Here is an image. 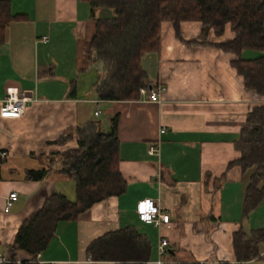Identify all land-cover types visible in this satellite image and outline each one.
<instances>
[{
    "label": "crops",
    "instance_id": "crops-1",
    "mask_svg": "<svg viewBox=\"0 0 264 264\" xmlns=\"http://www.w3.org/2000/svg\"><path fill=\"white\" fill-rule=\"evenodd\" d=\"M8 1L15 18L0 43V105L11 92L27 100L20 117L0 116V150L9 152L0 160V249L8 254L21 224L50 195L76 198L68 176L52 171L31 180L27 172L51 168L58 152L77 147L78 126L101 117L108 132L118 115L119 167L127 181L123 194L95 203L77 220L60 222L35 259L18 250L9 264H264L239 262L233 244L239 229L264 226L263 220L255 223V210L244 217L250 172L231 164L241 155L235 141L247 114L264 104V96L246 86L232 65L237 55L219 45L233 39L231 29L205 34L199 21H183L177 32L165 21L159 49L142 57L154 86L167 87L161 101H150L144 90L139 99L107 101L93 92L98 68L89 49L97 22L90 1ZM96 17L115 13L103 7ZM68 133L74 137L60 142ZM157 143L159 154L150 155ZM12 191L19 197L6 212ZM144 198L170 212V229L140 220L137 205ZM128 228L139 236L109 243V256L94 259L88 248L95 239ZM161 237L169 241L162 256Z\"/></svg>",
    "mask_w": 264,
    "mask_h": 264
},
{
    "label": "trees",
    "instance_id": "trees-1",
    "mask_svg": "<svg viewBox=\"0 0 264 264\" xmlns=\"http://www.w3.org/2000/svg\"><path fill=\"white\" fill-rule=\"evenodd\" d=\"M89 1L97 22L89 59L98 68L93 92L100 100L139 99L143 90L155 87L142 65V57L159 49L165 21H171L177 32L183 21H199L205 34L213 29L222 35L229 27L233 39L219 45L237 55L232 65L244 77L248 88L264 96L262 0ZM103 7L112 9L115 17H96V11ZM14 18L10 2L0 0V43L5 41L6 28ZM246 50L261 54L247 58L243 56ZM111 120L108 132H103L97 120L78 126L77 147L58 152L51 168L28 170L27 177L31 180H42L52 171L68 176L75 184L76 198L70 199L61 192L50 195L19 227L8 251L10 262L6 264L15 260L18 250L28 252L35 259L47 248L60 222L77 220L95 203L126 192L127 181L119 167L118 115ZM73 137V133H68L59 141L65 143ZM235 147L241 155L231 164H238L244 173L250 172L243 199V215L248 217L264 200V104L247 114ZM137 236L129 228L111 232L95 239L88 250L94 259L104 260L109 256L105 251L109 243L130 241ZM233 244L239 262L264 259V226L250 231L239 229L234 233Z\"/></svg>",
    "mask_w": 264,
    "mask_h": 264
},
{
    "label": "built area",
    "instance_id": "built-area-1",
    "mask_svg": "<svg viewBox=\"0 0 264 264\" xmlns=\"http://www.w3.org/2000/svg\"><path fill=\"white\" fill-rule=\"evenodd\" d=\"M167 89L165 85H159L157 87H151L150 90H144L149 93V100L154 102H160V95ZM27 97L17 93H9L0 105V116L5 118H18L26 110ZM99 111H96L98 114ZM164 132V130H162ZM160 151L159 144H153L149 148L150 155H158ZM9 152L7 150H0V160L8 157ZM19 194L17 191H12L6 197L5 211L8 212L18 199ZM138 216L141 221L147 224H153L157 228L163 227L170 229L172 227L171 214L168 210L163 209L159 203L153 198H144L138 202L137 205ZM169 241L166 237H161L158 252L162 256L166 253V247ZM10 262L8 254L0 249V264H6ZM159 262H162L161 260ZM248 262V261H247Z\"/></svg>",
    "mask_w": 264,
    "mask_h": 264
},
{
    "label": "rangeland",
    "instance_id": "rangeland-1",
    "mask_svg": "<svg viewBox=\"0 0 264 264\" xmlns=\"http://www.w3.org/2000/svg\"><path fill=\"white\" fill-rule=\"evenodd\" d=\"M244 52H248V54H246V55L244 54L243 55L244 57H247V58L256 57V56H258V55L261 54L260 52L255 51V50H246ZM102 115H105V113L102 112ZM96 119L98 121H101V117H96ZM73 199H75V197ZM258 220L259 221L260 220H263L264 221V200H263L261 206L258 207L257 209H255V215H254V221H255V223H257Z\"/></svg>",
    "mask_w": 264,
    "mask_h": 264
}]
</instances>
